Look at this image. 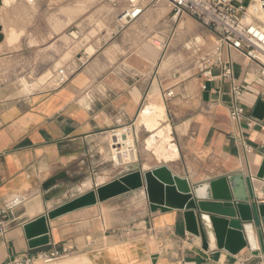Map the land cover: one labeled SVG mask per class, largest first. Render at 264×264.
Listing matches in <instances>:
<instances>
[{
  "label": "crops",
  "instance_id": "1",
  "mask_svg": "<svg viewBox=\"0 0 264 264\" xmlns=\"http://www.w3.org/2000/svg\"><path fill=\"white\" fill-rule=\"evenodd\" d=\"M18 15L25 17L16 9L5 17ZM1 17L2 11L0 27ZM144 17L136 22L142 29ZM24 22L11 27L17 34L25 30L19 42L0 43V204L15 195L26 197L5 219L0 264L53 246L74 256L63 264H264L257 235L255 251L244 248L233 255L216 242L204 249L201 238L187 233L183 212H152L144 191L51 220L50 245L30 249L26 224L136 167L166 166L191 189L241 174L251 178L258 203L264 204V178L257 177L264 161V117H255L256 71L228 48L223 57L233 68V82L207 81L197 72L166 68L161 49L115 26L93 54L85 53L66 72H49L48 47L31 51ZM33 66L43 71L42 81L65 79L26 92L16 81ZM213 74L218 76L219 68ZM233 84L246 91L240 104L244 116L237 121L230 116ZM150 115L156 116L153 128L143 120ZM124 128L132 131L137 149L132 168L114 165L111 156V133ZM160 144L175 147V157L160 156Z\"/></svg>",
  "mask_w": 264,
  "mask_h": 264
},
{
  "label": "rangeland",
  "instance_id": "2",
  "mask_svg": "<svg viewBox=\"0 0 264 264\" xmlns=\"http://www.w3.org/2000/svg\"><path fill=\"white\" fill-rule=\"evenodd\" d=\"M113 1L115 0H36L34 3H29L26 0H13L9 4L8 0H0L4 41L7 46L19 42L26 32L23 29L17 34L12 28L14 29V25L21 28L19 25L26 21L29 29L27 38L30 45L34 46L31 51L35 52L36 48L48 47L49 72L53 70L57 73L66 72L70 70L68 68L72 62L84 56L85 53L93 54L108 40L109 32L116 26L117 11L112 6ZM249 1L246 0L245 5H248ZM11 9H16L17 14L25 15V17H20V15L12 18L5 17ZM168 14L169 10L163 5L159 8H150L145 14L148 19L144 23L146 28L142 29L139 23H135L127 26L126 30L130 29L134 32L138 36V42L145 41L161 49L163 51L161 61L164 62L166 68L175 72L184 68V72L196 73V63L201 56L188 51L185 44L191 37H204L205 40L211 42L210 44H215V40L198 22L186 15L176 24L169 26ZM8 20H11L12 26ZM56 39L59 41L56 42ZM6 51L9 49L6 48ZM36 67L33 66L31 74L19 76L16 81L19 88L28 92L36 90L43 83H47L49 87L60 83V80L42 81L39 78L43 71L41 72ZM145 118L143 120L148 123ZM154 126L150 124L149 128ZM152 146L153 144L149 142L148 147ZM163 148L167 150L164 144H160L156 151L161 153ZM172 151L175 152L176 149L170 146L169 152L165 155L161 153L160 156L163 155L165 159L174 158L175 153L171 155ZM125 163L132 168L131 166L137 162L129 160ZM113 164L115 165L116 162L114 161ZM73 257L68 256L54 264H63L64 261Z\"/></svg>",
  "mask_w": 264,
  "mask_h": 264
},
{
  "label": "water",
  "instance_id": "3",
  "mask_svg": "<svg viewBox=\"0 0 264 264\" xmlns=\"http://www.w3.org/2000/svg\"><path fill=\"white\" fill-rule=\"evenodd\" d=\"M1 30L0 27V33ZM3 41L4 35H0V43ZM255 117H264L262 100L256 105ZM257 177L264 178V161ZM136 191H144L152 212H183L187 233L201 238L204 249L209 242H216L219 250L225 249L233 255L244 248L255 251L257 235L264 255V204L258 203L251 178L239 174L191 189L186 180L173 176L166 166L149 171L136 167L133 172L29 222L24 232L30 249L50 244L48 225L51 220Z\"/></svg>",
  "mask_w": 264,
  "mask_h": 264
},
{
  "label": "built area",
  "instance_id": "4",
  "mask_svg": "<svg viewBox=\"0 0 264 264\" xmlns=\"http://www.w3.org/2000/svg\"><path fill=\"white\" fill-rule=\"evenodd\" d=\"M34 3L36 0H26ZM118 0L113 1L112 6L117 11L116 26L123 29L138 22L150 8L165 6L169 10L168 25L176 24L183 16H189L215 40L210 44L204 37H191L185 44L188 51L200 55L196 63L197 73L207 81L219 78L223 81L233 82L234 71L230 63L223 57L224 50L235 51L244 56L250 66L254 68L259 86V97L264 102V0ZM254 6L257 16L249 14V9ZM248 18L251 21H248ZM219 68V75L215 76L213 70ZM65 79L62 76L60 83ZM59 83V84H60ZM245 89L233 84L231 89L232 105L230 116L232 120H239L244 116L242 98L245 96ZM173 95L172 92L168 96ZM251 123V121H250ZM117 132H124L125 137L132 131L129 128L113 130L111 133V156L118 157L116 165H128L130 156L127 151L122 150L125 144L119 140ZM133 138V136H132ZM137 149L134 139L129 150ZM137 161V160H136ZM135 162V161H133ZM26 202V197L15 195L0 204V242L5 235L7 216L13 214ZM50 245V244H49ZM68 256L66 250L52 247L50 250L37 251L21 255L7 264H54Z\"/></svg>",
  "mask_w": 264,
  "mask_h": 264
},
{
  "label": "bare ground",
  "instance_id": "5",
  "mask_svg": "<svg viewBox=\"0 0 264 264\" xmlns=\"http://www.w3.org/2000/svg\"><path fill=\"white\" fill-rule=\"evenodd\" d=\"M249 14H251V15H254V16H257V17H259L260 19H261V16H259L258 15V13L256 12V8L254 7V6H252L250 9H249ZM248 21H251V19L250 18H248ZM2 28V27H1ZM0 35H4L3 33H2V30H1V33H0ZM199 38V37H198ZM4 39H5V36H4ZM157 109V108H156ZM162 109V108H161ZM156 111V110H155ZM161 111V110H160ZM163 112L164 111H161V113H159L158 114V116L159 117H161L162 115H163ZM156 113V112H155ZM165 117V116H164ZM149 119H148V123L149 124H151V125H156L155 124V122L153 121L155 118H156V116H155V118H151V115H150V117H148ZM162 118V117H161ZM145 120H147V118H145ZM158 121V120H157ZM125 135V133L124 132H117V136L119 137V140L120 141H122V144H125L124 146H123V149L122 150H124V151H127L128 152V155L130 156V158H129V160L130 161H136L137 160V152H136V150L135 149H133L132 151L131 150H129V148L130 147H132V145H133V138H132V136H131V133H128L126 136L127 137H125L124 136ZM158 151V150H157ZM167 152H169V150H165L164 148H163V150H162V153H163V155H165ZM113 159L114 160H116L117 162H118V157L117 156H115V157H113ZM250 236H251V234H250ZM252 237V236H251ZM252 239V238H251Z\"/></svg>",
  "mask_w": 264,
  "mask_h": 264
}]
</instances>
